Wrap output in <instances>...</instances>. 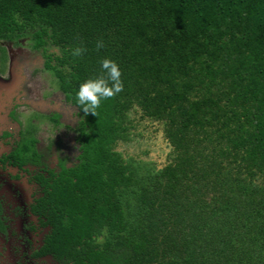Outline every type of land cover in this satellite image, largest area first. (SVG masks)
<instances>
[{
	"label": "trees",
	"instance_id": "1",
	"mask_svg": "<svg viewBox=\"0 0 264 264\" xmlns=\"http://www.w3.org/2000/svg\"><path fill=\"white\" fill-rule=\"evenodd\" d=\"M22 36L79 116L78 161L34 204L42 252L264 264V0H0V39ZM105 57L123 91L85 115L76 92ZM32 142L9 157L36 156Z\"/></svg>",
	"mask_w": 264,
	"mask_h": 264
},
{
	"label": "flooded vegetation",
	"instance_id": "2",
	"mask_svg": "<svg viewBox=\"0 0 264 264\" xmlns=\"http://www.w3.org/2000/svg\"><path fill=\"white\" fill-rule=\"evenodd\" d=\"M4 40L0 39V41ZM35 50L39 53L40 66L46 73L48 70L42 66L43 58L40 50ZM6 57L4 47L0 46V77L2 78ZM9 70L7 66V72ZM13 80L15 79L11 72L7 85L0 83V264H67L50 252H42L41 246L49 229L42 223L39 212L37 210L34 212V204L45 191L44 185L41 184L44 178H47L51 172L57 174L61 166L70 167L78 161L79 144L76 138L78 110L65 101L56 83L57 92L62 96L63 102L74 108V112H71L74 116V124L71 126L74 134L68 137L70 144L68 146L72 147L64 148L66 141L64 138L60 139L62 136L59 134L47 136L46 141L38 131V123L46 120L52 124V127L58 126L61 123L60 110L54 108L43 116L31 114L25 125L20 128L15 109L20 104L28 105L31 97H24V94L31 95V91L16 86L12 83ZM53 115H57L56 122L52 118ZM65 126L66 129L70 127L68 124ZM30 139L33 140L32 147L36 156L29 155L24 162L9 157L12 150L28 143ZM47 157H50L49 160ZM47 182L50 180L47 179Z\"/></svg>",
	"mask_w": 264,
	"mask_h": 264
},
{
	"label": "rangeland",
	"instance_id": "3",
	"mask_svg": "<svg viewBox=\"0 0 264 264\" xmlns=\"http://www.w3.org/2000/svg\"><path fill=\"white\" fill-rule=\"evenodd\" d=\"M30 44L31 41L28 36H22L16 41H0V46H3L7 53L4 72L2 73L4 77H0V83L7 85L12 72L13 79H15L12 83L20 86V88L22 87V89L25 88V90L29 89L31 91L32 96L24 94V97H31L28 105L20 104L15 109L20 128L25 125L29 115L43 116L54 108H58L61 112V123L52 127L51 123L42 120L40 123L37 122L38 131L42 133V137L46 138V141L47 136H57L59 134V136H62L60 139L64 138L66 141L63 147L71 149L72 146H68L70 145L68 137L74 134L71 129L74 124V116L71 112H74V108L63 102L62 96L57 92L55 78L49 71H46L48 75L44 73L40 66L39 53L32 49ZM7 66L8 70L9 67L11 68L8 72ZM19 69H21V73H19ZM65 124L70 125V127L66 129ZM70 151L73 152V150ZM49 158L47 157L48 160ZM48 160L46 162H50Z\"/></svg>",
	"mask_w": 264,
	"mask_h": 264
},
{
	"label": "clouds",
	"instance_id": "4",
	"mask_svg": "<svg viewBox=\"0 0 264 264\" xmlns=\"http://www.w3.org/2000/svg\"><path fill=\"white\" fill-rule=\"evenodd\" d=\"M96 47L98 50L103 48V41H97ZM85 51L86 48L81 45L72 49V55L79 57ZM100 66V75L84 80L79 84L76 92L78 106L85 115L91 113L96 116L102 100L112 99L123 91L124 85L119 65L114 60L105 57L100 60Z\"/></svg>",
	"mask_w": 264,
	"mask_h": 264
}]
</instances>
